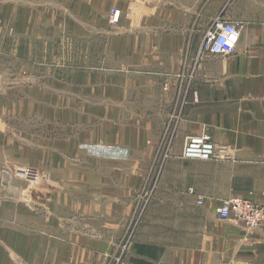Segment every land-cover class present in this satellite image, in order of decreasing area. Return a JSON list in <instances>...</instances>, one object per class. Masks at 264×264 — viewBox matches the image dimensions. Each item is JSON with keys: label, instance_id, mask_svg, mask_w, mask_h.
<instances>
[{"label": "crops", "instance_id": "1", "mask_svg": "<svg viewBox=\"0 0 264 264\" xmlns=\"http://www.w3.org/2000/svg\"><path fill=\"white\" fill-rule=\"evenodd\" d=\"M85 4H75L71 22L57 23L73 34L72 40L57 43L58 70L47 66L45 49L37 62L43 79L58 77L61 86L97 92L102 106L113 107L109 120L114 135L108 139L112 147L80 138V150L116 161L138 152L149 157L160 149L177 102L185 97L188 103L173 129L164 173L150 191L152 180L135 170L139 165L145 170L148 162L129 161V177L105 180V210L96 214L88 208L78 218L70 197L61 201L59 184L50 180L45 202L32 207L21 203L12 217L3 218L11 231L0 234V264H106L136 213L139 225L122 264H264V228L249 229L242 222L220 220L215 213L234 197L264 203V0ZM111 9L120 11L116 25L109 22ZM219 19L238 24L235 51L203 53L205 33ZM31 27L21 28L27 33ZM42 29L47 34V21L39 22ZM26 75L36 77L31 71ZM2 130L6 126L0 119ZM201 133L226 145L230 159H182L186 140ZM189 188L195 196L187 193ZM142 201L151 202L146 206ZM11 206L7 202L4 208Z\"/></svg>", "mask_w": 264, "mask_h": 264}, {"label": "rangeland", "instance_id": "2", "mask_svg": "<svg viewBox=\"0 0 264 264\" xmlns=\"http://www.w3.org/2000/svg\"><path fill=\"white\" fill-rule=\"evenodd\" d=\"M76 3L85 7L86 0H0V119L6 126L0 132V234L11 231L3 218L12 217L15 206L45 202L50 180L59 184L61 201L70 197L72 212L81 217L88 208L96 214L105 210L101 200L106 181L129 177V161L148 162L145 170L141 165L135 168L139 177L152 180L147 191L164 173L163 135L160 149L149 157L138 152L116 161L80 150V138L101 148L112 147L108 139L114 135L109 120L113 107L102 106L97 92L76 91L74 86H61L58 77L48 81L41 77L37 62L44 49L49 53L47 66L58 70L57 43L73 37L71 29L58 24L76 18ZM44 21L47 34L39 30ZM29 23L32 27L25 33L21 27ZM29 71L36 77L26 79ZM151 201L142 202L147 206ZM7 202L12 205L9 210L4 208Z\"/></svg>", "mask_w": 264, "mask_h": 264}, {"label": "built area", "instance_id": "3", "mask_svg": "<svg viewBox=\"0 0 264 264\" xmlns=\"http://www.w3.org/2000/svg\"><path fill=\"white\" fill-rule=\"evenodd\" d=\"M145 1V0H144ZM120 11L118 9H111L109 11L110 23L116 25L119 23ZM238 24L231 23L219 19L215 21L206 31L203 42L202 52L212 55H228L234 53L233 40L238 31ZM189 78L192 77L189 74ZM179 78L185 77L179 74ZM163 89H167V84L163 85ZM193 102H197V95L193 94ZM187 100L184 99L177 102V110L173 111L170 117L171 123L167 126V134L163 141L164 161L170 157V146L173 139V129L177 126L181 116V110L187 105ZM183 152L181 158L184 160H202V161H223L230 159L229 149L226 145H217L212 141L209 134L201 133L190 137L183 145ZM192 196H195L194 190L189 188L187 190ZM197 204H202V199L199 197ZM216 216L220 220L232 219L236 222H242L245 227L253 229L255 227L264 228V203L255 204L244 198H230L224 200L215 211ZM140 220L139 213H136L130 218L128 227L121 238V242L113 250L110 251L106 258V264H122L126 249L132 240V237L138 227Z\"/></svg>", "mask_w": 264, "mask_h": 264}]
</instances>
